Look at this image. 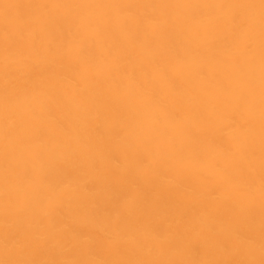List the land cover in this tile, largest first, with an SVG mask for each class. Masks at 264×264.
I'll list each match as a JSON object with an SVG mask.
<instances>
[{
  "label": "bare ground",
  "instance_id": "bare-ground-1",
  "mask_svg": "<svg viewBox=\"0 0 264 264\" xmlns=\"http://www.w3.org/2000/svg\"><path fill=\"white\" fill-rule=\"evenodd\" d=\"M0 264H264V0H0Z\"/></svg>",
  "mask_w": 264,
  "mask_h": 264
}]
</instances>
